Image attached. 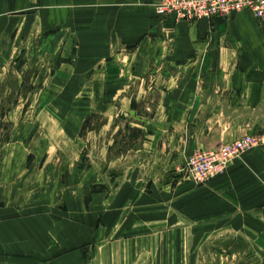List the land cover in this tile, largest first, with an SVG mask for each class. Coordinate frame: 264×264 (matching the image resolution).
<instances>
[{
  "label": "rangeland",
  "instance_id": "374dc122",
  "mask_svg": "<svg viewBox=\"0 0 264 264\" xmlns=\"http://www.w3.org/2000/svg\"><path fill=\"white\" fill-rule=\"evenodd\" d=\"M24 8L0 47V264H264V19L192 21L187 50L172 16L150 44L77 0Z\"/></svg>",
  "mask_w": 264,
  "mask_h": 264
},
{
  "label": "crops",
  "instance_id": "0c3cea01",
  "mask_svg": "<svg viewBox=\"0 0 264 264\" xmlns=\"http://www.w3.org/2000/svg\"><path fill=\"white\" fill-rule=\"evenodd\" d=\"M155 1L156 0H77V8H81L82 10L84 8H87L89 9L88 12H91L92 14H105V16L101 18H95V20L104 22L103 24H105V28L103 27V25L97 28L107 29V31L111 33L110 36H113L114 34V37H122L124 34L120 35L121 30L145 29V32L143 34L141 33L142 36L140 38H143L144 42L155 44L157 43L155 36L158 34L155 32H157L159 29V25L161 22L160 18H166L156 12V9L153 5ZM34 3L35 0H0V47L3 46L8 39L13 37L14 32L18 28V25L14 24V22L20 17L19 13L20 11H22L21 8L25 10L24 7H27V11L29 12L30 6L34 7ZM119 16H124L127 20L129 19V22L131 24L137 25L139 27L132 25L131 27H127L124 24L115 25L114 23L116 22V18ZM133 20H136L137 22L133 23ZM190 23H192V21H184L181 24L177 25V30L179 31V33L181 31V33L178 34L177 38L181 42L182 48H185L187 50L193 46L192 36L195 35L196 31V26ZM199 25V29L204 30L208 26H210V21L204 19L200 21ZM117 33H119V35ZM20 237L25 238L26 236L21 233ZM0 239H5L3 231H0ZM4 242V240H1L0 245ZM18 242H20V240H12L11 242L7 241V243H12L13 246H15L16 243L18 244ZM23 244H18L17 248H19L20 246L27 248V253L19 250V252H22L25 255H30L31 253L33 254L39 251L44 252V249H41L39 245L35 246V242L34 246L29 245V240L27 241V243Z\"/></svg>",
  "mask_w": 264,
  "mask_h": 264
},
{
  "label": "built area",
  "instance_id": "2783aa9c",
  "mask_svg": "<svg viewBox=\"0 0 264 264\" xmlns=\"http://www.w3.org/2000/svg\"><path fill=\"white\" fill-rule=\"evenodd\" d=\"M155 8L161 15L187 21L228 18L245 10L264 19V0H156Z\"/></svg>",
  "mask_w": 264,
  "mask_h": 264
}]
</instances>
